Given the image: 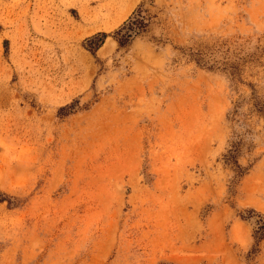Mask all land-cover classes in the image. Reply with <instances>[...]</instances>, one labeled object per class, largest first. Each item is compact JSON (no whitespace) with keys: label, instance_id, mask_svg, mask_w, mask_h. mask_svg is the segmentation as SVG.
I'll use <instances>...</instances> for the list:
<instances>
[{"label":"rangeland","instance_id":"374dc122","mask_svg":"<svg viewBox=\"0 0 264 264\" xmlns=\"http://www.w3.org/2000/svg\"><path fill=\"white\" fill-rule=\"evenodd\" d=\"M263 215L264 0H0V264H264Z\"/></svg>","mask_w":264,"mask_h":264},{"label":"trees","instance_id":"16d2710c","mask_svg":"<svg viewBox=\"0 0 264 264\" xmlns=\"http://www.w3.org/2000/svg\"><path fill=\"white\" fill-rule=\"evenodd\" d=\"M147 26V19L141 14V8L138 7L130 17L123 23V25L116 31V35H120L117 39L119 46L126 45L129 40L134 36L142 32ZM103 43V40H100L98 45H95V48H99ZM233 156H229V160L232 161ZM235 164V162H231ZM262 222H259V226L255 231V239L261 240L264 237V215L261 217Z\"/></svg>","mask_w":264,"mask_h":264}]
</instances>
